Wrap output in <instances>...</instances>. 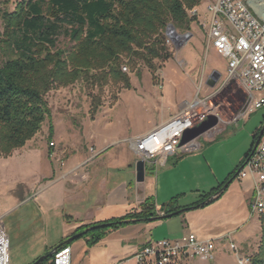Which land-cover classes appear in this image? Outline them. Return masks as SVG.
I'll return each instance as SVG.
<instances>
[{
	"label": "rangeland",
	"instance_id": "374dc122",
	"mask_svg": "<svg viewBox=\"0 0 264 264\" xmlns=\"http://www.w3.org/2000/svg\"><path fill=\"white\" fill-rule=\"evenodd\" d=\"M18 1L0 0V65L8 55L4 46L2 12L12 11ZM199 4L196 5L197 20L204 27H195L194 21L190 25L196 30L207 31V0H200ZM176 30L183 34L187 29ZM187 42L180 51V58L184 56L189 61L176 60V46H168L172 59H175V67L180 71L178 76H165L173 60H155L157 69L153 79L142 62H138L131 71L127 59L123 58L122 67H127L124 72L129 75L130 86L134 88L124 89L121 83L111 79L99 88L80 79L45 93L44 99L50 114L38 132L10 155L0 156V220L8 238L9 264H31L52 251L65 237L67 231L62 220V208L57 204L62 182H53L61 179L59 171L72 149L85 147L91 154L90 147L95 144L99 146L104 141L139 133L152 120L158 122L163 112L174 109L175 96L178 103L183 98L190 99L196 93L211 98L212 115L217 117V124L198 137L200 150L177 152L169 156L165 165L157 166L154 173L146 174L142 183L144 188L139 191L153 196L159 209L163 203L175 197L181 206L180 211L157 220L124 225L107 233L94 244H89L84 236L78 237L68 246L71 264H135L131 259V247H135L133 238L137 242L145 237L155 241L179 238L189 232L199 238L216 240L213 260L191 257L190 264H237L235 253L229 249L231 242L246 256L257 249L261 236V232L257 231L261 217L256 212L251 216L248 203L253 197L252 184H246L245 187L237 176L220 197L205 205L190 207L201 199L202 194L222 184L240 164L253 144V134L264 123V106L246 114L248 101L243 100L245 93L236 79L225 82L220 77L213 86L207 85L205 79L213 67L225 78V59L208 45L203 36L194 35L183 44ZM69 44L65 35L58 36L57 47L64 48ZM136 71L140 73L138 77ZM170 88H174L171 96ZM163 92L167 96L166 102H170L165 107L163 99L157 97V93L162 95ZM92 95H99L101 99V105L94 115L89 113ZM127 139L121 145L110 148L108 157L123 164L127 157L124 152L117 158L114 156L118 149L128 145ZM50 146L53 148L51 154ZM205 149V156H198L199 160L194 158ZM90 165L97 166L94 162ZM168 167L172 168L166 178L169 185L166 195L164 192L162 194L161 188L157 189V175ZM98 169L102 170L101 167ZM73 174H77L76 170ZM117 177L124 178V175L118 173ZM244 182L247 183V180L244 179ZM28 195L29 198L24 199ZM138 208L108 206L99 216L118 217ZM141 229L144 231L140 232ZM250 231L255 233L242 235ZM227 234L229 236H225Z\"/></svg>",
	"mask_w": 264,
	"mask_h": 264
},
{
	"label": "trees",
	"instance_id": "16d2710c",
	"mask_svg": "<svg viewBox=\"0 0 264 264\" xmlns=\"http://www.w3.org/2000/svg\"><path fill=\"white\" fill-rule=\"evenodd\" d=\"M200 0H20L12 11L4 10V46L8 55L0 65V156L25 145L40 129L49 107L44 95L58 86L83 80L101 88L108 79L130 88L129 75L122 71L123 58L131 71L142 62L155 78V60L172 57L166 44L165 28L189 29L195 20L188 10ZM69 45L57 47L59 35ZM136 71V75L139 76ZM221 78L222 74H221ZM245 96V95H244ZM246 101V98L243 97ZM101 105L99 95H92L89 113ZM245 104L243 105V107ZM260 128L253 134V144L240 164L219 186L202 194L190 207L196 208L220 197L238 176L245 159L252 152ZM50 146L49 154H51ZM147 169V167H146ZM150 171L153 170L151 167ZM180 207L172 197L161 205L165 214H177ZM153 196L144 198L137 210L78 226L64 237L56 250L70 245L68 237L82 232L89 244L127 224L163 218ZM257 249L247 264H264V220ZM49 253V252H48ZM54 254L39 264H53Z\"/></svg>",
	"mask_w": 264,
	"mask_h": 264
},
{
	"label": "built area",
	"instance_id": "2783aa9c",
	"mask_svg": "<svg viewBox=\"0 0 264 264\" xmlns=\"http://www.w3.org/2000/svg\"><path fill=\"white\" fill-rule=\"evenodd\" d=\"M264 8V0L257 1ZM209 26L206 31L207 43L225 59V82L236 79L244 90L248 101L245 113L248 114L264 106V21L255 15L247 0H207ZM190 16L198 15L195 8ZM204 27V24H200ZM166 44H183L190 37L189 32L178 33L176 28H165ZM123 71L127 70L124 65ZM258 94V96L256 95ZM211 98L195 97L167 120L154 129L126 141L137 159L144 160L146 166L155 171L157 166L166 163L169 156L177 152L190 153L200 149L198 137L181 143L187 129H191L212 115ZM52 144V143H51ZM238 177L251 178L253 197L251 212L258 213L264 220V135L257 147L245 159ZM215 239H201L189 232L179 238H162L150 241L134 255L137 264H183L191 257L203 260L214 258ZM229 249L236 254L237 264H247L249 256L239 255L234 243ZM53 264H71L70 247L53 252ZM0 264H9L8 238L0 220Z\"/></svg>",
	"mask_w": 264,
	"mask_h": 264
},
{
	"label": "crops",
	"instance_id": "0c3cea01",
	"mask_svg": "<svg viewBox=\"0 0 264 264\" xmlns=\"http://www.w3.org/2000/svg\"><path fill=\"white\" fill-rule=\"evenodd\" d=\"M200 5L201 4H199L198 6ZM198 6L194 8L197 9ZM197 17L198 15L195 17V20H194V22L198 23L197 25L196 23L194 24L195 27L200 25L199 21L197 20ZM186 32L190 33V38L194 37V35H197L198 37H201V38L203 36L207 42L206 31L204 30L203 31L196 30V28H194L193 25H190L189 29H187ZM187 44L188 42L185 44H180L178 47H175V50L178 53L177 55L178 57H176V60L186 59L187 61H189L184 56L180 58V54H181L180 51L182 52V48L185 47V45ZM170 46H173V44ZM172 57H170L168 60L170 61L173 60ZM174 61L175 59L172 61L173 63L170 64L169 69L166 71L165 73L166 77L167 76L175 77V76L180 75L179 74L180 71L175 67L176 64L174 63ZM213 70H217V68L215 67L211 68V72ZM220 77H221V74H220ZM207 79H205L206 80L205 82L208 85ZM221 79L223 80L224 78H221ZM130 88H134V86L131 85ZM172 89L170 88L171 90L170 96H171V93L173 92ZM163 90H164V85H163ZM165 92H166V89H165ZM165 92H163L162 95L161 93L160 95L159 93H157V97L163 99L164 107L167 106L165 105L166 103L167 104L170 103L169 101L166 102L165 100L167 97V96L166 97L164 96ZM196 94H194L193 96H190V99L183 98L178 103H177V99L175 96L176 103L173 106L174 109L172 108V110H167L166 112H163L158 122L152 120L147 125V128L140 131L139 133H134L133 135L129 137H124L123 139L117 138V139L110 140V141L109 140L104 141L102 144H98L99 146L95 144L94 146L90 147L91 154L88 153V150L85 147L82 149L76 148V150L72 149L71 153L67 155V158L65 159V163L59 171L61 172V175H59L61 179L53 182V184L62 182V192L60 196V201L58 200L57 204L58 206H61L62 208V216H63L62 220H63V224H65V229L67 231L65 237L70 235L78 226L82 224H88V223H92L95 221H99L96 219H100V220L108 219V218H101L102 216H99V213L102 212L108 206L111 207V206L120 205V206L126 207V209H131L133 206H139L140 202L144 198H146L148 194L139 192L140 188H144L142 186V183L144 181L142 183H139L135 180V163L137 161V157L135 153L129 147V145H125L124 147H121L122 149H118V152L115 154L114 157L117 158L123 152L127 156L123 164H120V162H118L117 159H114V158L111 159L110 157H108L109 156L108 150L115 146L117 147L118 145H121V142L127 138L136 137V136L142 135L154 129L157 125L164 122L171 115H173L179 109H181L187 102L191 101L195 97ZM206 150L207 149H205L202 154L196 155V157L194 158L197 159L198 156H202V155L205 156ZM51 153H53V148H52ZM93 162L96 163L97 166L93 167L92 165H90ZM98 167H101L102 170L100 171ZM146 167H145V176L146 174L154 173V170H151V171L149 170L151 168L150 166H146ZM171 168L172 167L164 168L157 175V182H158L157 189L159 190V188H161L160 191L162 192V194L163 192L166 193V195L169 193V185L167 184L166 178ZM75 170L77 172L76 175L73 174ZM118 173L124 175V178H120V179L118 177L116 178ZM109 179H111V181H109ZM244 179L247 180V183L244 182ZM244 179H241V181L243 182V185L245 187H246V184H249L251 186L252 184L251 178L247 177ZM144 180H145V177H144ZM158 190H157V193H158ZM29 196L30 195H28L24 199L29 198ZM251 201L252 200H250L248 203L250 207V211H251ZM159 207L160 206L156 203V209L161 215L163 212L159 209ZM252 214L253 213L251 212V216ZM141 231H144V230L141 229L140 232ZM257 231L259 232L261 231V226H259ZM169 233H172V231ZM254 233L255 232L250 231L242 235H250ZM225 236H229V234ZM133 240H134L133 245H135V247H131L132 252H133V254L131 255V259L134 261L135 264H137L135 259L133 258V255L142 246H144L146 243L153 241V240H151L150 238H146V237L144 238V240H141L138 242L135 238H133L132 241ZM239 254H241L240 250H239ZM241 255H245V254H241ZM191 259L192 258L186 259L185 264H188V263L190 264Z\"/></svg>",
	"mask_w": 264,
	"mask_h": 264
},
{
	"label": "water",
	"instance_id": "95a60500",
	"mask_svg": "<svg viewBox=\"0 0 264 264\" xmlns=\"http://www.w3.org/2000/svg\"><path fill=\"white\" fill-rule=\"evenodd\" d=\"M247 4L252 9V11L255 13V15L264 21V8L263 7H260L259 9L255 8V6L253 4V0H247ZM170 27L174 28L171 24H170ZM179 45L180 44L175 43L176 47H178ZM220 74L221 73L219 71L213 70L207 79L208 85L213 86L215 84V82L220 78ZM217 122H218V119L216 116H214V115L208 116L207 119L204 120L199 125L191 128V129H187L182 136L181 143H184V142H186L192 138H195V137L202 135L208 129L215 126L217 124ZM263 135H264V123L259 130V133H258L257 139L255 141L253 150L257 147V145H258V143H259V141ZM145 167H146V165H145L144 160L141 158L137 159V161L135 163V180L139 183H142L144 181ZM163 216L168 217V216H171V214L169 213V214H165ZM81 234H82V232L75 233V234L69 236L67 240L72 241V240L80 237ZM55 250H56V247L52 251H50L49 253L37 258L31 264H39L44 258H46L48 255L52 254Z\"/></svg>",
	"mask_w": 264,
	"mask_h": 264
},
{
	"label": "bare ground",
	"instance_id": "6f19581e",
	"mask_svg": "<svg viewBox=\"0 0 264 264\" xmlns=\"http://www.w3.org/2000/svg\"><path fill=\"white\" fill-rule=\"evenodd\" d=\"M257 1H258V0H253V4H254L255 8L259 9L260 6H259V4H258Z\"/></svg>",
	"mask_w": 264,
	"mask_h": 264
}]
</instances>
